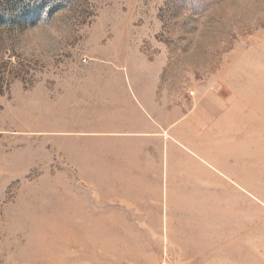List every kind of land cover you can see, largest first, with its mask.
<instances>
[{"label":"rangeland","instance_id":"374dc122","mask_svg":"<svg viewBox=\"0 0 264 264\" xmlns=\"http://www.w3.org/2000/svg\"><path fill=\"white\" fill-rule=\"evenodd\" d=\"M50 3L0 0V264H264V0ZM64 8L71 38L50 59L23 58L16 30ZM140 74L189 113L173 135L203 115L211 146L240 166L232 193L193 158L183 182L196 186L177 189L187 216L173 217L188 226L115 225L133 166L115 156L130 153L77 131L122 121ZM178 138L231 176L194 135Z\"/></svg>","mask_w":264,"mask_h":264},{"label":"crops","instance_id":"0c3cea01","mask_svg":"<svg viewBox=\"0 0 264 264\" xmlns=\"http://www.w3.org/2000/svg\"><path fill=\"white\" fill-rule=\"evenodd\" d=\"M159 83L160 77L158 74L156 76L153 75L152 78H143L141 74L140 77H132L129 84L131 90L129 96L130 105L126 109L122 121L118 120L116 123L108 126H93L89 130H77L78 132H89L93 138L107 139L109 144L112 141V143L126 148V151L130 153L124 155L119 153L115 156L116 161H130L133 165L131 167L132 176L129 178L130 180H122V184L130 185L131 191L126 190V192L131 197H126L129 194H126L123 190L120 191L117 186L116 195L120 197L116 198L115 201L128 203L129 205L124 206L121 209L122 214H118L117 216V220L124 222L115 223V225L139 227L164 226L166 228L171 218L173 227L180 223H182L180 226H188L189 224H185V222L176 223L173 217L176 215V212L182 214V211H185L186 215L188 211L183 209L188 206L187 203L179 205L178 195L180 193L181 196L183 194L185 197L189 196L192 193V188H194H191V186H196L192 182H183L185 180L184 169L193 163V158L204 167L201 168L208 169L211 173L223 179L227 186L233 190L232 193L238 192V189H244L243 181L239 182L236 179L237 177H232L239 176V164L234 160H232V163L230 162L232 158H229L230 154L226 149L221 146H211L213 145L212 133L201 129L206 120L203 115L202 117L199 116L194 127L193 125L182 126L176 131L177 134L173 135L172 131L181 126L189 113L183 112L181 114L179 105L173 104L171 98L161 94L158 95ZM160 128H162V131H160ZM180 135H194V140L202 146L204 151H210V153L214 154L216 161L222 162L226 168L233 170L231 176L222 172L218 167L212 165L210 161L199 156L185 144L181 143L178 138ZM169 143L175 145L172 162L173 172L170 176L168 175V161L166 162L165 151L166 145ZM189 151L196 157H192L193 155ZM234 164L236 168L233 166ZM108 169H111V167ZM142 170L146 176H136V172L140 174ZM117 172H119L116 174L118 182L122 178L119 166L117 167ZM165 179L166 181L170 179V187L164 185ZM177 189L180 191L179 193ZM180 189L183 190L181 191ZM199 192L203 195L208 194L201 189ZM169 194L171 195L170 202L168 198ZM168 207L171 208V214L167 211ZM119 210L117 209V212ZM168 235L174 237L173 232ZM170 237L169 241H171Z\"/></svg>","mask_w":264,"mask_h":264},{"label":"clouds","instance_id":"9594fccd","mask_svg":"<svg viewBox=\"0 0 264 264\" xmlns=\"http://www.w3.org/2000/svg\"><path fill=\"white\" fill-rule=\"evenodd\" d=\"M59 0H51L57 3ZM50 3V6H51ZM67 8L59 10L51 18L45 9L35 25H28L15 33L16 50L25 59L45 61L71 38L72 27L67 19Z\"/></svg>","mask_w":264,"mask_h":264},{"label":"built area","instance_id":"2783aa9c","mask_svg":"<svg viewBox=\"0 0 264 264\" xmlns=\"http://www.w3.org/2000/svg\"><path fill=\"white\" fill-rule=\"evenodd\" d=\"M159 264H168V263H167V261H163V262H161Z\"/></svg>","mask_w":264,"mask_h":264}]
</instances>
